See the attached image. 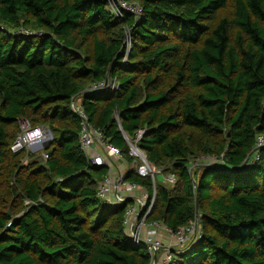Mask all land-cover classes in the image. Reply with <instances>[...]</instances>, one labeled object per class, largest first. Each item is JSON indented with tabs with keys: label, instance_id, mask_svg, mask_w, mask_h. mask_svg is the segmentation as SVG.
Here are the masks:
<instances>
[{
	"label": "trees",
	"instance_id": "obj_1",
	"mask_svg": "<svg viewBox=\"0 0 264 264\" xmlns=\"http://www.w3.org/2000/svg\"><path fill=\"white\" fill-rule=\"evenodd\" d=\"M124 1L141 17L109 0H0V264H151L125 206L97 197L108 168L85 157L74 99L129 163L124 134L147 130L139 148L175 176L150 222L201 219L171 264H264V0ZM108 79L115 92L87 93ZM21 120L51 131L42 154L12 152Z\"/></svg>",
	"mask_w": 264,
	"mask_h": 264
},
{
	"label": "built area",
	"instance_id": "obj_2",
	"mask_svg": "<svg viewBox=\"0 0 264 264\" xmlns=\"http://www.w3.org/2000/svg\"><path fill=\"white\" fill-rule=\"evenodd\" d=\"M109 10L113 14L122 18L125 13L141 17V9L135 5L125 2L124 0H109ZM30 35L29 32H24ZM126 55L123 63L126 64L129 59V53L132 45L130 38L126 42ZM118 89L116 80L108 79L99 83L93 84L87 93H96L100 91L115 92ZM72 112L80 121L79 143L89 163L96 167L108 168V176L101 182L98 188L97 197L103 202H107L109 206H125V223L127 233L133 240L134 244L146 245V252L150 257L151 264H171L173 261V252L187 248L196 240L201 239V219L196 218V221L189 226L178 230H172L168 226L159 222H150L149 216L152 214L156 205L158 179L163 176L162 170L155 164L148 161L147 155L142 151L138 144L146 135L147 130L137 132L135 141H132L124 134V139L129 146V157L131 162L127 166L126 172L117 171L116 178L112 177V169L118 163L125 162V158L121 150L105 140L103 133L95 128L90 122L88 115L79 101H72ZM53 139L51 131L45 127L33 128L28 120L20 121V133L16 138L12 152L19 153L26 151L35 153L40 144H47ZM46 146V145H45ZM44 146V147H45ZM264 146V136L257 139V148ZM43 147V149H44ZM46 161L47 155L42 156ZM210 160V159H208ZM134 172L142 179H150L153 184V194H150L146 188L127 180L128 175ZM169 183L175 181L173 174L166 179ZM27 204H30L29 202ZM11 223L8 224V227ZM166 235L171 240L169 245H166L160 238V235ZM164 252L161 262H158L160 252Z\"/></svg>",
	"mask_w": 264,
	"mask_h": 264
},
{
	"label": "crops",
	"instance_id": "obj_3",
	"mask_svg": "<svg viewBox=\"0 0 264 264\" xmlns=\"http://www.w3.org/2000/svg\"><path fill=\"white\" fill-rule=\"evenodd\" d=\"M124 160H125V162H122L120 164L117 163L115 165V167H113V169H112V177L113 178H116V176L118 175L117 171H120V172L121 171L122 172H126L127 171V166L129 164V162L126 159H124ZM160 238L166 245H169L171 243V240L168 239L166 235L161 234Z\"/></svg>",
	"mask_w": 264,
	"mask_h": 264
},
{
	"label": "rangeland",
	"instance_id": "obj_4",
	"mask_svg": "<svg viewBox=\"0 0 264 264\" xmlns=\"http://www.w3.org/2000/svg\"><path fill=\"white\" fill-rule=\"evenodd\" d=\"M46 145V144H45ZM44 144H40L36 149H39V151H37V152H35V153H31V154H38V155H40V154H42V152H43V147L45 146ZM42 159H43V157H42ZM198 163L200 164V160H198L197 162H196V164H195V166L196 165H198ZM167 179V177H165V176H162L161 178H159L158 179V182H163L164 184L165 183H167L168 181L166 180ZM163 255H164V252L162 251V252H160L159 253V258H158V262H161V259H162V257H163ZM158 264V263H157ZM161 264V263H160Z\"/></svg>",
	"mask_w": 264,
	"mask_h": 264
},
{
	"label": "water",
	"instance_id": "obj_5",
	"mask_svg": "<svg viewBox=\"0 0 264 264\" xmlns=\"http://www.w3.org/2000/svg\"><path fill=\"white\" fill-rule=\"evenodd\" d=\"M257 150H258V148H257V149H255V150H254V152H256Z\"/></svg>",
	"mask_w": 264,
	"mask_h": 264
}]
</instances>
